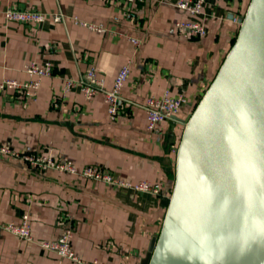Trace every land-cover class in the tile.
Here are the masks:
<instances>
[{
	"label": "crops",
	"instance_id": "0c3cea01",
	"mask_svg": "<svg viewBox=\"0 0 264 264\" xmlns=\"http://www.w3.org/2000/svg\"><path fill=\"white\" fill-rule=\"evenodd\" d=\"M178 1H139L137 16L130 19L126 0H0V80H28L24 68L32 60L49 62L54 70L42 79L35 100L0 93V142L20 152L51 150L79 168L99 165L115 177L162 186L161 195L135 192L56 170L42 172L0 155V223H21L28 213L33 236L22 239L0 227V264H73L40 246L68 227L75 230L72 245L82 258L142 264L163 227L162 198L174 189L175 146L236 41L251 0H209L194 17L205 23L207 34L193 39L176 30L177 21L189 18ZM9 7L62 9L68 17L66 23L48 20L41 26L9 22L3 13ZM73 17L103 24L107 31L77 25ZM129 61L132 71L116 121L103 93L88 101L80 87L65 92V79L84 77L90 65L110 88ZM165 91L184 93L188 102L177 119L150 132L139 104Z\"/></svg>",
	"mask_w": 264,
	"mask_h": 264
},
{
	"label": "water",
	"instance_id": "95a60500",
	"mask_svg": "<svg viewBox=\"0 0 264 264\" xmlns=\"http://www.w3.org/2000/svg\"><path fill=\"white\" fill-rule=\"evenodd\" d=\"M162 202L142 264H264V0L186 122Z\"/></svg>",
	"mask_w": 264,
	"mask_h": 264
},
{
	"label": "built area",
	"instance_id": "2783aa9c",
	"mask_svg": "<svg viewBox=\"0 0 264 264\" xmlns=\"http://www.w3.org/2000/svg\"><path fill=\"white\" fill-rule=\"evenodd\" d=\"M130 6L127 17L134 19L137 16L135 11L136 4L144 0H126ZM209 0H179L177 7L186 13L189 18L176 22V30L183 39L202 38L207 34V27L204 22L194 19L203 12L205 4ZM4 16L9 22L43 25L48 20L54 23H66L67 15L62 9H58L54 13H47L40 10H30L18 7H9L4 10ZM73 22L98 32H106L107 29L103 24H95L83 21L78 17L72 18ZM129 40L136 46L141 45V40L136 37H130ZM25 73L28 80L21 81L15 78H5L0 80V93L11 91L16 98L36 99L41 81L45 77L53 75V65L45 63L40 65L36 60H32L25 65ZM132 71V62L123 65L110 88H106L104 81L99 77L95 65H90L84 77L79 79H65L64 88L68 93L73 88L80 87L85 99L91 101L99 93H103L107 112L112 121H116L121 116L123 103V88L130 78ZM188 102L184 93L172 95L169 91H165L162 96H149L145 98L139 106L144 110L147 117V128L150 132L158 133V125L162 122L175 119ZM58 107V103H55ZM179 144L175 146L178 150ZM0 155H8L25 162L36 170L45 172L56 170L60 173H69L84 177L89 180L101 181L115 187L129 188L135 192H144L154 195L162 194V186L160 183H153L148 180L131 182L125 179L115 177L105 171L99 165H87L79 168L72 160L68 158L60 159L55 157L51 150H39L31 152H20L0 142ZM0 227L5 231L14 234L22 239L33 240L30 216L28 213L22 216L21 223L9 222L0 223ZM74 228L68 227L63 234L55 240H47L40 242V246L48 251L55 253L59 257L68 259L73 264H109L98 259L86 260L79 256L72 245L74 237Z\"/></svg>",
	"mask_w": 264,
	"mask_h": 264
},
{
	"label": "rangeland",
	"instance_id": "374dc122",
	"mask_svg": "<svg viewBox=\"0 0 264 264\" xmlns=\"http://www.w3.org/2000/svg\"><path fill=\"white\" fill-rule=\"evenodd\" d=\"M185 125H186V123H185ZM184 128H185V126H184Z\"/></svg>",
	"mask_w": 264,
	"mask_h": 264
},
{
	"label": "trees",
	"instance_id": "16d2710c",
	"mask_svg": "<svg viewBox=\"0 0 264 264\" xmlns=\"http://www.w3.org/2000/svg\"><path fill=\"white\" fill-rule=\"evenodd\" d=\"M235 43V42H234Z\"/></svg>",
	"mask_w": 264,
	"mask_h": 264
}]
</instances>
